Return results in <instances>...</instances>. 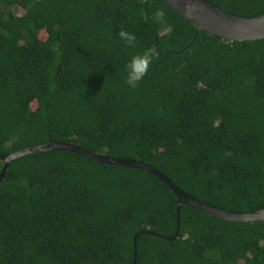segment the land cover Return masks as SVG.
Segmentation results:
<instances>
[{
    "label": "trees",
    "instance_id": "1",
    "mask_svg": "<svg viewBox=\"0 0 264 264\" xmlns=\"http://www.w3.org/2000/svg\"><path fill=\"white\" fill-rule=\"evenodd\" d=\"M207 1L264 14V0ZM153 45L159 58L129 87L127 63ZM48 142L146 163L226 211L264 209V39L198 31L157 1L0 0V170ZM176 201L144 171L68 151L19 157L0 182V264H131L137 232L174 234ZM179 225L173 241L140 234L135 264H264V221L182 205Z\"/></svg>",
    "mask_w": 264,
    "mask_h": 264
},
{
    "label": "water",
    "instance_id": "2",
    "mask_svg": "<svg viewBox=\"0 0 264 264\" xmlns=\"http://www.w3.org/2000/svg\"><path fill=\"white\" fill-rule=\"evenodd\" d=\"M140 1H157L169 8H171L178 16L188 22H193L198 31H205L210 35L221 37L224 40L230 42L256 41L264 39V14L253 17L243 18L233 15L207 0H140ZM68 151L92 161H95L101 165H111L128 167L136 170L144 171L151 176L161 181L176 197L175 204V232L171 237H163L152 233L150 231H140L133 236V260L131 264H135L137 252H136V239L140 234H149L156 238H163L167 241H173L177 238L179 232V210L180 206L194 207L214 218L229 221V222H255L264 221V209L247 213L239 214L230 211H226L210 204L204 203L199 199L193 198L179 189L167 176L146 163L126 160L115 159L104 155L95 154L72 143H56L48 142L39 146H34L26 149H22L13 152L7 157H2V168L0 170V182L3 179L8 165L13 160L34 153L47 152V151Z\"/></svg>",
    "mask_w": 264,
    "mask_h": 264
},
{
    "label": "clouds",
    "instance_id": "3",
    "mask_svg": "<svg viewBox=\"0 0 264 264\" xmlns=\"http://www.w3.org/2000/svg\"><path fill=\"white\" fill-rule=\"evenodd\" d=\"M152 18L156 23L167 28V17L163 9H155ZM116 35L130 46L134 45L136 40V36L134 34L129 33L124 29H120ZM159 55V51L153 45L145 49L142 54H137L131 58L126 65V83L129 87L136 88L139 85V82L147 75L153 60L158 59Z\"/></svg>",
    "mask_w": 264,
    "mask_h": 264
},
{
    "label": "rangeland",
    "instance_id": "4",
    "mask_svg": "<svg viewBox=\"0 0 264 264\" xmlns=\"http://www.w3.org/2000/svg\"><path fill=\"white\" fill-rule=\"evenodd\" d=\"M20 13H22L21 10L18 11V14H20ZM44 37H45V35L43 34V35H42V38L44 39ZM34 106H35V104H32V105H31L32 108H34Z\"/></svg>",
    "mask_w": 264,
    "mask_h": 264
}]
</instances>
